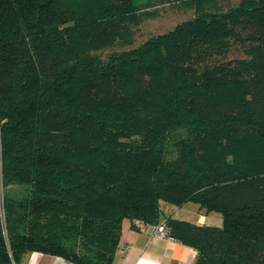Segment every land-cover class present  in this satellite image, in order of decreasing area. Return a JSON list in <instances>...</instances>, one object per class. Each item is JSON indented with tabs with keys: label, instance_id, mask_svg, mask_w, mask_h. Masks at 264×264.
<instances>
[{
	"label": "trees",
	"instance_id": "obj_1",
	"mask_svg": "<svg viewBox=\"0 0 264 264\" xmlns=\"http://www.w3.org/2000/svg\"><path fill=\"white\" fill-rule=\"evenodd\" d=\"M178 5L135 45L159 7L0 0V264H113L123 221L159 224L161 202L220 215L165 218L194 264H264V0Z\"/></svg>",
	"mask_w": 264,
	"mask_h": 264
},
{
	"label": "crops",
	"instance_id": "obj_2",
	"mask_svg": "<svg viewBox=\"0 0 264 264\" xmlns=\"http://www.w3.org/2000/svg\"><path fill=\"white\" fill-rule=\"evenodd\" d=\"M192 203V204H191ZM160 222L166 217L182 216L181 220L198 224H218L219 216H209L199 210L196 203L188 202L180 207L174 205H160ZM130 246L125 253H117L113 264H194L196 251L174 238H155L150 236V228L145 231H138L132 227L128 220L123 221L122 233L119 248ZM14 264V263H8ZM20 264H72L68 260L60 257L46 255L42 253L26 254Z\"/></svg>",
	"mask_w": 264,
	"mask_h": 264
},
{
	"label": "rangeland",
	"instance_id": "obj_3",
	"mask_svg": "<svg viewBox=\"0 0 264 264\" xmlns=\"http://www.w3.org/2000/svg\"><path fill=\"white\" fill-rule=\"evenodd\" d=\"M165 1L167 0H132V2L135 5L141 6L144 10H153L156 7L157 9V16L154 18H145L142 20L141 24L135 28V41L134 44H139L142 43L147 37L154 36L157 34L164 33L170 29H172L177 23L188 19L189 17L192 16V11L182 5H178L176 7L172 6H163ZM163 6V7H160ZM121 50V47L119 45H115L114 47L107 49V50H102L98 53L99 56L102 58H105L107 54H109L111 51H119ZM13 188H17L15 192H20L21 188L19 187H8L7 190L9 192H13ZM192 204V203H191ZM160 205H167L169 206L168 203L161 202ZM171 205V204H170ZM209 216H219L220 215L216 212H209ZM182 216H176L175 219L181 220L180 218ZM214 227H221L222 221L221 218L218 221V224H211ZM121 249V248H120ZM119 249V250H120Z\"/></svg>",
	"mask_w": 264,
	"mask_h": 264
},
{
	"label": "built area",
	"instance_id": "obj_4",
	"mask_svg": "<svg viewBox=\"0 0 264 264\" xmlns=\"http://www.w3.org/2000/svg\"><path fill=\"white\" fill-rule=\"evenodd\" d=\"M5 189L3 186V180H2V171H1V164H0V222L4 230V224H5ZM132 227L138 231H145L148 227L150 228V236L155 238H164L169 237L166 233V227L165 223L160 222L156 225H148L144 223L143 221H134L132 224ZM120 249V248H119ZM117 251V253L125 254L129 249L130 246H122L121 249Z\"/></svg>",
	"mask_w": 264,
	"mask_h": 264
}]
</instances>
